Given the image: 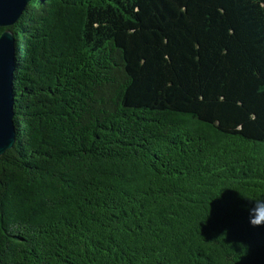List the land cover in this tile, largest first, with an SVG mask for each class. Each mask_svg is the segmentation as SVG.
I'll list each match as a JSON object with an SVG mask.
<instances>
[{"label": "trees", "instance_id": "16d2710c", "mask_svg": "<svg viewBox=\"0 0 264 264\" xmlns=\"http://www.w3.org/2000/svg\"><path fill=\"white\" fill-rule=\"evenodd\" d=\"M8 28L0 264H264V0H30Z\"/></svg>", "mask_w": 264, "mask_h": 264}, {"label": "water", "instance_id": "95a60500", "mask_svg": "<svg viewBox=\"0 0 264 264\" xmlns=\"http://www.w3.org/2000/svg\"><path fill=\"white\" fill-rule=\"evenodd\" d=\"M30 0H0V156L14 146V71L16 68L15 36L9 26L22 15Z\"/></svg>", "mask_w": 264, "mask_h": 264}]
</instances>
